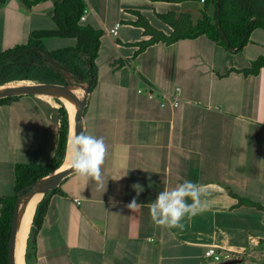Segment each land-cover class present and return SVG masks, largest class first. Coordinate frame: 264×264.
<instances>
[{
  "label": "crops",
  "instance_id": "crops-1",
  "mask_svg": "<svg viewBox=\"0 0 264 264\" xmlns=\"http://www.w3.org/2000/svg\"><path fill=\"white\" fill-rule=\"evenodd\" d=\"M82 2V24L104 33L83 131L104 137L106 190L91 181L85 186L73 172L62 179L48 193L42 226L24 257L41 192L31 210L23 264H206L209 246L237 252L231 264H264V213L241 201L264 206V68L256 75L241 72L263 56L251 48L258 41L249 39L232 54L201 35L157 43L135 55V44L148 36L131 25L134 12L169 34L156 15L181 13L189 2ZM52 10L51 1L30 9L18 0L0 4V53L25 44L31 31L54 29ZM64 40L48 38L43 45L76 44ZM177 89L173 106L170 97ZM149 90L151 98L144 95ZM57 110L34 95L0 105V197L13 192L16 164L45 165L52 159ZM184 180L210 193L206 208L186 217L182 231L155 226L148 205ZM137 184L143 189L139 195ZM133 198L144 205L136 213L126 207Z\"/></svg>",
  "mask_w": 264,
  "mask_h": 264
},
{
  "label": "trees",
  "instance_id": "trees-1",
  "mask_svg": "<svg viewBox=\"0 0 264 264\" xmlns=\"http://www.w3.org/2000/svg\"><path fill=\"white\" fill-rule=\"evenodd\" d=\"M6 1L0 0V4ZM18 1L29 9L44 1H51L53 3L51 19L55 28L31 31L25 44L14 46L0 53V85L15 79L28 78L32 69H42V76H37L39 80L58 82L57 79L62 76L59 71L55 70V63L59 64L61 61L63 65H60L70 76L69 82L63 79L61 84L74 85L90 93L97 84L95 59L98 55L100 38L104 33L100 29L82 24L80 21L84 10L82 0ZM180 1L201 3L200 17L193 22L189 11L178 14L171 11L157 14V18L171 29L169 34L155 29L146 18L134 12L137 19L131 25L142 28L144 35L148 36L147 40L135 44L138 47L135 55L157 43L171 45L178 40L193 39L201 35L234 54L240 52L248 43L254 30H264V0ZM48 38L74 39L76 44L73 47L48 52L43 45V41ZM39 65H44V67ZM261 68H264V56L257 57L248 68L241 72L244 75H256ZM21 96L1 98L0 105L13 102ZM60 101L63 103L62 100ZM61 102L58 103L57 110L59 122L57 147L52 159L45 165L16 164L13 193L10 196L0 197V264H7V243L17 193L37 180L56 172L64 161L66 142L71 131V127L69 131L71 119L64 103ZM56 191L57 189L53 188L43 194L35 207L26 239L25 256L29 246L35 244L36 235L42 226L49 201L48 193ZM241 201L264 213V206L251 201Z\"/></svg>",
  "mask_w": 264,
  "mask_h": 264
},
{
  "label": "clouds",
  "instance_id": "clouds-1",
  "mask_svg": "<svg viewBox=\"0 0 264 264\" xmlns=\"http://www.w3.org/2000/svg\"><path fill=\"white\" fill-rule=\"evenodd\" d=\"M107 153L108 148L104 137L97 138L84 132L80 134L75 132L66 142L67 168L81 178L85 186L91 181L96 183L98 189L103 188L105 191L107 181L103 177L102 168ZM133 187L137 195L143 191L139 184ZM209 195L204 186L184 180L170 190L165 189L159 192L156 199L148 205L150 220L157 227L182 231L184 229L182 221L186 217L191 219L202 212L207 206L205 198ZM143 206L137 202L136 198H133L126 207L136 213Z\"/></svg>",
  "mask_w": 264,
  "mask_h": 264
},
{
  "label": "water",
  "instance_id": "water-1",
  "mask_svg": "<svg viewBox=\"0 0 264 264\" xmlns=\"http://www.w3.org/2000/svg\"><path fill=\"white\" fill-rule=\"evenodd\" d=\"M71 86L77 87L74 85L59 86V85H43L42 84V85H23V86H17V87L0 88V99L5 98V97H15V96H21V95H34V96L35 95H49V96H53L56 98L58 95L65 96L69 98L71 102L74 104V106L76 107V114H75L72 124H73L74 133L76 132L77 134H80L81 132H84L83 131V127H84L83 113H84V107L87 101L88 92L86 90H83L86 93V95L80 100L70 90ZM68 120H69V117H68ZM70 127H71V124L69 121V131H70ZM71 173H72V170L70 169L57 170V172H54L50 174L49 176H46L44 178L37 180L33 184L25 187L24 189L20 190L17 193V197H16L14 207H13L11 226H10V232H9L8 243H7V264H15V242H16V235H17V229H18L19 217H20V214H19L20 205L22 204V202L25 199L30 198L32 195H34L37 192H42V196H43V194L55 188L62 179H64ZM234 262L236 261L228 262L226 264H231Z\"/></svg>",
  "mask_w": 264,
  "mask_h": 264
},
{
  "label": "rangeland",
  "instance_id": "rangeland-1",
  "mask_svg": "<svg viewBox=\"0 0 264 264\" xmlns=\"http://www.w3.org/2000/svg\"><path fill=\"white\" fill-rule=\"evenodd\" d=\"M201 9V4L199 3H188L185 5V7L183 8V12L185 11H189L191 12V15H192V21L195 22L199 17H200V11ZM250 40H254L256 39V41H258V46L257 47H252L251 48H254V50H257V52L261 53V55L264 56V30L262 29H257L256 31L254 30L253 34L251 35V37H249ZM51 40H57V39H51ZM72 40H69V39H65L63 42H71ZM57 42V41H56ZM59 42V41H58ZM45 50L50 52V51H55V50H58V49H63V48H60L57 46H51V45H45ZM55 47V48H54ZM66 47V46H64ZM63 63L60 61L59 64L58 63H55V70L56 71H59L62 78H58L57 81L58 82H52V81H42V80H39L37 78V76H42L41 72H42V69H32L30 74L28 75V78H24V79H15L13 81H10V82H7V83H4V84H1L0 85V88H6V87H17V86H23V85H59V86H64L63 84H61L63 82V79L65 82H69V74L64 71L63 69V66L60 65ZM39 66H43L44 65H39ZM39 66H36V67H39ZM43 67H39V68H43ZM47 68V66H46ZM41 70V71H40ZM53 80V79H52ZM80 100L86 95V93L81 90L80 88L78 87H75L73 88V91H72ZM35 96H40V97H43L45 100H48L50 101L51 103H54L56 104L58 107H59V102H61L59 100V98H56V97H53V96H49V95H35ZM63 97L61 96L60 99H62ZM63 101V99H62ZM62 103V102H61ZM66 109L68 110L65 102L63 101ZM62 103V104H63ZM69 112V110H68ZM70 114V112H69ZM71 116V114H70ZM71 120H72V116H71ZM72 122V121H71ZM13 193V192H12ZM25 257V255H24ZM24 264H25V261H24Z\"/></svg>",
  "mask_w": 264,
  "mask_h": 264
},
{
  "label": "bare ground",
  "instance_id": "bare-ground-1",
  "mask_svg": "<svg viewBox=\"0 0 264 264\" xmlns=\"http://www.w3.org/2000/svg\"><path fill=\"white\" fill-rule=\"evenodd\" d=\"M73 88L75 87H70V90L73 91ZM61 95H58L57 98H60ZM63 101L65 102L71 116H72V122H71V133L72 135L74 134V129H73V119L76 114V107L74 104L71 102V100L65 96H62ZM70 116V119H71ZM71 135V136H72ZM63 169H68L67 168V160L65 158L62 166L59 168V170ZM41 192H37L34 195H32L30 198L25 199L22 204L20 205V217H19V224H18V229H17V235H16V242H15V264H23V251H24V243L27 235V229H28V224L30 220V214L31 210L33 208V205L35 201L38 199L40 196Z\"/></svg>",
  "mask_w": 264,
  "mask_h": 264
},
{
  "label": "built area",
  "instance_id": "built-area-1",
  "mask_svg": "<svg viewBox=\"0 0 264 264\" xmlns=\"http://www.w3.org/2000/svg\"><path fill=\"white\" fill-rule=\"evenodd\" d=\"M84 14L85 10H83V14L80 17V21L82 22L84 20ZM110 33L115 34V30H111ZM140 92V91H139ZM144 95H146L148 98L153 97L154 92L152 90L145 91ZM177 98H178V89L176 90V93L170 97L171 104L175 106L177 104ZM205 259L212 263V264H226L228 262L232 261H238V254L237 252L231 251V250H218L214 246H209L206 251L204 252ZM206 264H209V263Z\"/></svg>",
  "mask_w": 264,
  "mask_h": 264
}]
</instances>
